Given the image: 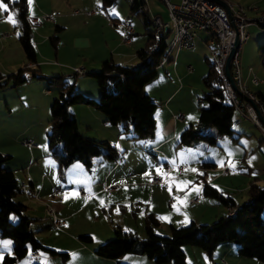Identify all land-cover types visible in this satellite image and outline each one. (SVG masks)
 I'll list each match as a JSON object with an SVG mask.
<instances>
[{"label": "rangeland", "instance_id": "obj_1", "mask_svg": "<svg viewBox=\"0 0 264 264\" xmlns=\"http://www.w3.org/2000/svg\"><path fill=\"white\" fill-rule=\"evenodd\" d=\"M54 1L55 0H51V3L48 4L56 6L57 3H53ZM233 1L243 8L247 17H257L263 14L264 0ZM25 2L26 12L30 13L31 10L34 9V0H32L30 8L28 0H25ZM98 3L100 5L99 0H63L62 10L63 12L69 13V15L62 17L66 27L63 35H61V42L58 41L57 44H54L55 42L52 44L49 40H45L47 48L44 47V49L41 50L43 57L38 56V60L41 61L37 62L39 63L36 67L37 71L44 73L43 75L58 74L59 71L55 70L56 68H50L45 63L63 62L61 60H81L82 57L88 58L90 57L89 54L92 55V53H97L101 49H106V46L109 47L116 41L122 43L120 41L119 28L125 22L129 23L132 30H134L135 34L132 37L138 39L144 37L142 16L140 13L129 10L126 1L113 0L111 4L104 8L98 6ZM148 6L152 13H157L162 20H166V9L160 1L148 0ZM53 8L47 10H53L54 15L55 9ZM111 8L116 9L119 15L114 16L108 14V10ZM90 9L94 10L93 14L85 15L84 11ZM9 10L16 13L14 6H9ZM72 10L76 11L75 14H72ZM43 14H46V12L26 16L38 18L43 27L48 30L47 36H56L57 39V31L55 32L52 30L54 23L41 20L40 16ZM50 15L52 16V13ZM15 19L17 20L16 17ZM29 25L30 32L33 34V29L38 24ZM245 29L249 37L247 36V41L243 44L244 52L242 53L241 63H257L256 68L260 71L263 65H261L262 62L257 52V46L259 43L264 42V28L254 24ZM17 33L18 23L14 27L12 23L7 22V13H0V38L2 43L4 45H8L11 42L14 43ZM169 36L170 35H167L166 38H169ZM54 51L55 54L57 51L56 56H53ZM208 55L209 51L206 46H203V49L194 46L193 49H178L172 50L171 52V56L174 60L177 57L178 63H190L192 68L194 63H201L202 67L207 69V64L202 59V56L208 57ZM168 63H171V60ZM75 67H82V65H76ZM161 67L162 66L159 68L156 67L155 76L146 82L150 92L155 96V99H152L155 103V110L163 105V99L160 98V95L167 89L161 84V78L158 76L162 71ZM72 68L73 66L69 67V69ZM252 71L253 73L256 72L253 69ZM22 74L26 76L24 82L12 85V79H9L8 83L0 85V152H6L10 155L2 165L4 168H11L14 177L17 182H19L20 179H23L26 175L29 159H32L33 151V154L35 153V157H37L35 160L38 162V166L32 165L30 169L31 172H34L36 175L39 169L41 170V168H43L50 173V168L52 167V175L58 179L61 176L53 169L55 165L54 160L48 155L45 140V132L48 128V105L52 97L56 95V88L54 85L47 84L42 78H31L30 70L28 69L24 70ZM256 75H254L256 78L263 80V78ZM81 76L85 77L83 78L84 80H88H81L84 86L90 88L91 85L92 87L94 85L96 87L95 79L91 75L87 73L86 75H79L78 77ZM65 80L67 82L73 81L72 78H66ZM46 89L48 90L47 92ZM193 90L194 91L191 92L192 97H190L186 91L181 90V92H179L180 94H177L179 97L174 99V105H185L189 109H192V111H197V107L203 105V102L199 101V98L206 89L202 86L201 82H198L197 87L193 88ZM83 95L94 99L97 97V93L95 97L88 94ZM6 104L10 112L7 111ZM83 105L84 104H78L77 107H85V111H88L89 114L83 111L78 113L79 117L76 122L77 131L90 138L106 140L118 153L117 159L112 160L118 165L114 173L117 177V181L115 183H107L105 180H102V182L98 183L102 191L101 195H109L111 198L103 208H100L96 196L93 197L94 202H92L91 196H79L76 192L77 185L82 186L84 172L89 173L90 177L94 178L96 173L101 170L100 162L98 163L97 161H105L103 157L93 156L90 166L87 168L77 160L69 163L62 176L66 177L67 181H71L69 186L70 190L66 193V209L72 213L71 216H69L68 219L58 216L62 219V224L56 228L47 224L48 217H45V214L41 215V218L32 217L33 220H31L28 225V228L33 232L36 239L44 246H54L52 248H59L56 251H66L68 257L61 260L59 254H49L45 251L38 250V256L31 257L27 255L17 260L14 264H44L45 255L53 257L54 259V262L49 264H84L86 261L84 256L85 251L80 249V247L90 248L91 241L83 243L77 239L76 235L88 234L94 240L100 239L105 236V231H108V223L112 226L118 224L121 229L134 230L139 238L144 237L143 228H139L137 219L131 218L130 214V212L134 211L135 207H137L138 211L141 213L143 209L142 206H144L143 202H148V208L152 207L156 210L155 212H159L157 214H159L158 218L160 220L153 213L157 219V225L153 227V232L158 235L168 234V224L166 222L169 216L173 218V220H176L174 221L176 225L173 226L178 225L177 221L180 218H178L177 215L179 211L182 213H180L181 215L186 212H196L199 216V220H205L199 221L198 223H209L218 216L225 214L227 210L213 199L201 195L200 174L202 173L205 181L231 195L237 204L247 198L245 191L249 182H256L258 185L264 186V178L261 173V169L264 166V141L256 128L235 111L232 113L231 123L233 129L232 135L235 136V140H231L227 136H221L217 138L215 144L196 141L192 145H183L177 143V135L174 141H171L170 144H166L165 149L167 150L168 157H164V161L172 164H183V169L179 174L175 171H170L168 176L174 177L178 179V181L191 182L186 187L182 186L183 190L181 191L177 190L174 182L172 183L171 191L173 190L174 197L180 198V202H178L174 198L168 201L166 192L162 194L152 193L149 196L146 194L150 189H160L163 187L170 193L169 180H165L164 184L161 185L150 184V178L157 175L156 168L160 167L162 160L157 150L150 149L147 144L150 138H131L130 132H122L118 125H116L117 132H113L112 130H110V132L109 130L106 131L100 127V122H97V119L91 115V113H93L92 109L94 108ZM155 119L158 124V116L155 115ZM87 122L91 124V127L87 126ZM157 124L154 126V131L155 127L158 131L159 125ZM154 131V137L159 135ZM206 131H212V129L207 127ZM23 136L26 137L21 138ZM102 136H107L109 140L103 139L104 137ZM23 139H30L35 146L27 147L22 145L21 141ZM53 145L58 147L59 143L56 142L52 144L51 148H53ZM229 152L232 153L231 156L228 155ZM252 157H255V159H252L251 163H249ZM221 160L225 161L223 166L218 164V161ZM229 160L235 163L234 169L228 166ZM201 162H212L214 166L201 168ZM223 167H227L228 169L224 174L221 173ZM193 168L196 169V172L190 170ZM186 169L189 170L185 171ZM145 173H148L149 176L145 177ZM43 174L46 177L48 176L46 172ZM102 183L108 186L115 185L116 187L110 190L111 192L105 191L101 188ZM54 184L57 185V182L54 181ZM83 189L91 193L87 191L86 188ZM196 189L199 190L197 191ZM190 192L192 194L191 197H198L197 204L203 201V203L208 206L196 209L197 204L184 202V194ZM23 196L26 195L19 192L13 196V199L17 201L24 200ZM29 198L31 197L29 196ZM115 198L119 200L118 203L114 201ZM85 201L89 202L86 203ZM210 203L212 206H209L211 205ZM46 204L48 205V203ZM173 205H176V207L174 208ZM30 207H32L33 210L37 208L31 205ZM42 207L45 213L46 206L43 205ZM109 207L111 208L108 210ZM72 210H75V212H72ZM181 210L185 212L183 213ZM148 211L149 210L144 211L143 215ZM35 212L36 211L27 210L24 212V215L31 214L30 216H35V214H37ZM202 215L203 217H201ZM259 216L264 220V202ZM17 217L18 216L14 213L9 214V220L12 222L15 221ZM111 234L108 237H104L102 241L109 238ZM0 241H11V239L8 237H0ZM76 243L79 245L78 247H76ZM10 246L5 248L0 244V259L2 252L10 253ZM235 247L236 244L232 242H221L214 247L210 256H206L197 246L183 245L184 264H219L221 260H224L227 264H264L254 258L238 255L235 252ZM117 262L120 263L121 261Z\"/></svg>", "mask_w": 264, "mask_h": 264}, {"label": "trees", "instance_id": "obj_2", "mask_svg": "<svg viewBox=\"0 0 264 264\" xmlns=\"http://www.w3.org/2000/svg\"><path fill=\"white\" fill-rule=\"evenodd\" d=\"M9 2V1H8ZM101 8L111 4L113 0H99ZM19 32L16 41L21 48L23 60L35 63V51L30 39V26L25 19V0H14ZM129 10L140 13L144 25V42L134 54L136 65L120 64L110 58L102 60L97 71L89 72L95 79L97 97L90 98L74 90L73 83L67 82L62 74L43 75L36 68H29L30 76L42 78L47 84L54 85L56 95L48 105V128L45 140L48 155L53 158L55 171L62 176L65 168L74 160L85 168L89 167L93 156L117 159L116 149L106 140H98L80 134L77 131L76 119L68 106L81 103L94 108L108 124L118 125L122 132L129 131L131 138L150 137L154 129L153 110L155 103L148 96L143 86L156 74V67L166 47V34L154 33L148 15L136 9L135 3L128 4ZM56 36L49 37L53 44ZM261 62H264V42L257 46ZM207 63L206 72L200 77L206 89L199 101L203 105L197 107L196 121L185 126L178 134L177 143L192 145L196 141L215 144L217 138L232 135V105L221 93V83ZM25 64V63H24ZM22 65L16 72L8 75L12 85L25 80ZM5 84V80L0 85ZM257 94V93H256ZM258 95V94H257ZM259 96V95H258ZM210 127L212 131H206ZM58 142V147L52 144ZM10 157L0 152V237L11 239L10 253L2 252L0 264H14L28 255L29 251L42 250L49 254H59L61 260L67 257L64 251H55L44 246L28 228L32 217L24 215L27 206L14 200L13 196L21 192V188L12 170L4 168L3 162ZM212 162H201V168L213 167ZM200 193L224 206L227 210L209 223L188 221L185 224L168 225V234L158 235L153 232L157 219L152 212L143 215L144 237L139 238L133 230L115 226L109 238L96 244L92 252L100 257L118 259L124 254H139L152 260L155 264H184L183 245L199 247L206 256H210L214 247L221 242L236 244L235 252L244 257H251L264 263V220L259 216L264 202V186L249 182L246 187L247 198L236 203L222 189L208 183L200 174ZM18 217L9 220V214ZM77 239L83 243L91 241L88 234H79ZM38 264V263H33ZM116 264H121L117 262Z\"/></svg>", "mask_w": 264, "mask_h": 264}, {"label": "crops", "instance_id": "obj_3", "mask_svg": "<svg viewBox=\"0 0 264 264\" xmlns=\"http://www.w3.org/2000/svg\"><path fill=\"white\" fill-rule=\"evenodd\" d=\"M4 1L6 3H8L9 0H4ZM48 3H51V0H34V9L31 10L30 13H28V12H26V8H25V16L26 15H35V14H39L41 12H46L49 14L52 13V16L50 17V19H48L46 21L47 22L50 21V22L54 23L52 30H54L55 32L57 31V34H56L57 39H56V41H54L55 42L54 44H57L58 41L61 42V35H63V32H64L65 27H66V24L63 22L62 17L69 15V13L63 12V10H62L63 0H55L53 3H57L56 6L50 5ZM244 3H246V2H244ZM58 6H60V7H58ZM49 8L55 9L54 15H53V10H47ZM85 11H87V10H85ZM85 11H84V14H85ZM75 12H76L75 10H72V14H75ZM262 13L264 14V11H262ZM92 14L93 13L88 14V15H92ZM85 15H87V14H85ZM250 25L253 26L254 24H249L246 26V28H248V26H250ZM18 32H19V29H18ZM47 33H48V30H46L45 27H43L41 22L38 25H36V27L33 29V34H32V32H30V39H31V42L33 44L34 51H35V63H29V62H25L23 60V54H22L20 46L18 45V43L16 41V38H15L14 43L11 42L8 45H4L1 41V38H0V82L1 81L3 82L5 80V84L8 83L10 78H8L7 76L16 72V70L18 68H20L24 63H25L24 65L27 67L24 70H27L29 68L30 69L36 68L38 66L39 63H37V62L41 61V60H38V56L43 57L41 50L44 49V47L47 48V45L45 43L46 42L45 40H49V36H47ZM17 34H16V36H17ZM134 34H135L134 30H132L131 38H130V41L128 43H119L118 41H116L113 44H111L109 47L106 46V49H101L97 53H92V55L89 54L90 57H88V58L82 57L81 60L80 59L79 60H61L63 62L45 63V64H47V66L50 68H53V69L56 68L55 70L59 71L58 74H62L64 79L72 78L74 90L79 91L81 94H88V95L95 97L96 93H97V88L94 85H93V87L91 85L90 88H87L86 86H84L81 83V80L82 81H88V80H84L83 78H85V77H82V76L78 77V76L84 75V74L86 75L89 72L97 71L100 67V62L102 60H106L109 58L115 63L136 65L137 61H136L134 52L138 47H140L143 44L144 37L143 38L141 37L139 39L134 38V37H132ZM203 38H204V35L202 33H197L191 49H193L194 46H197L198 48L203 49V46H205V44L203 43ZM245 41H247V40H245ZM245 41H244V43H245ZM243 44H242V47L240 50V57H239L242 81L248 89L257 93L264 101V63H261V65H263V66H262V69L260 71H258L256 68L257 63H241L242 53L244 52ZM171 52L169 54L168 59L164 61L167 63L162 62V63H158V65H157V68L162 66L161 67L162 71L160 72V74L158 76L161 78V81H162L161 84L165 88H167L165 90L167 92L164 91L160 95V98L163 99L162 100L163 105L160 106L157 110H155V109L153 110L154 126H155V124H157L156 119H155V115L158 116L159 123L157 125H159V127H158V131L156 130V127H155V131L159 135L154 137L153 133H152V135L149 137L150 139L147 142L150 149H152V150L156 149L158 154L161 155V159H162L161 162L164 161V157H168L167 150L165 149L166 144L167 143L170 144L171 141H174V139L177 137L178 133L185 126H187L188 124H193L196 121L197 111H192V109H189L185 105L184 106L174 105V103H173L174 99L179 97V96H177V94L179 95L180 94L179 92H181V90L186 91L188 93V95L190 97H192L191 92L194 91L193 88H196L198 85V82H201L200 77L207 70L204 67H202L201 63H194L193 68L191 67L190 63H178L177 57L174 60L171 56ZM56 55H57V51H56V54L54 51L53 56H56ZM205 58H207V56H202V59L204 61H205ZM170 60H171V63H168ZM1 62H4V63H1ZM76 65H82V67L84 69V73L83 74H77L73 77H69V73H70L69 67H72V66L75 67ZM187 66H189V68H187ZM251 66H252V68H251ZM252 69L254 71H256L255 73L257 75L255 73H253ZM36 70H37V68H36ZM23 71H22V73H23ZM39 73H41V72H39ZM41 74H44V73H41ZM252 74L263 78V81L257 85H252L250 83V80H249V78ZM24 77L26 80V76H24ZM30 77L35 78L32 76H30ZM24 81H22V82H24ZM5 84H3V85H5ZM145 84L143 86V90L147 93L148 96H150L152 99H155L154 94H152L150 92L149 86L147 84L146 85ZM78 104L82 105L81 103H74V104H71L68 106V109L73 113V115L76 119V122H77L78 117H79L78 113H80L82 111L85 113H88V111H85V107H80V106L77 107ZM83 106H86V105H83ZM6 109L8 112H10L7 104H6ZM92 110H93V113H91V115H93L94 118L97 119V122H100V127L102 129H105L106 131L109 130V132H110V130H112L113 132H117L116 125L106 123L103 120V116L98 111H95L94 109H92ZM176 112L182 113L181 119L172 118V115ZM189 117H193V119H189ZM87 126L91 127V124H89V122H87ZM108 126H113V127H108ZM24 137H26V136H23L21 138H24ZM102 137H104L103 139L109 140V138H107V136H102ZM27 138H29V137H27ZM36 158L37 157H35V153L33 154V151H32V159L31 158L29 159L26 175H25V177H23L24 180L20 179V181L18 182L19 186L21 188V193L26 195V196H23L24 200L22 199V200H18V201H20L21 203H23L27 206L25 211L30 210V211H36L35 213H37V214H35V216H33V215L30 216L31 214H25V215L28 217L41 218V215L45 214V217H46L47 216L46 212L45 213L43 212L44 210H43L42 206L43 205L45 206V205H47L46 203H48V206L50 207V209H52V211L57 216H59L61 218L66 217L68 219L72 213H70L68 211V209H66V207H67V205H66L67 194L66 193L68 192V190H70L69 186L71 184V181L70 180L67 181L66 177H63V176L56 179L54 177V175H52V172H53L52 167L50 168V170H51L50 173L47 170L41 168V170L39 169V171H38L39 175H38V172L35 175V173L31 172L30 169H31L32 165L38 166V162L35 160ZM103 159L105 160L103 162L97 161L98 163L100 162L99 164L101 166V170L98 171V173H96L94 178H91L89 173H87V172L83 173V176H84L83 180L84 181L81 184L82 186H80V187L86 188L87 191L91 192L90 196L92 198V202H94L93 197H95V196H96V198L97 197L103 198V200H104L103 206L100 203V199L97 198V200L99 201V207L100 208H103L105 206V204H107V202L109 201L111 196L101 195L102 191H101L100 187L98 186V183L102 182V180H105L107 183H115L117 181V177L114 175V173L118 167V165L114 161L109 160V159H105V158H103ZM8 169L11 170V168H8ZM53 169H55V165H54ZM43 171L46 172V174L48 175L47 177L43 174L44 173ZM175 180L178 181V179H175ZM54 181L57 182V185L54 184ZM148 185H150V184H148ZM78 186L79 185H77V187ZM52 187H57L58 192L54 193L52 191ZM164 192L167 193L166 197H167L168 201L170 199L174 198L173 190L170 193H168V190L164 187L160 188V189H158V188L150 189L146 192V194L149 196L152 193L162 194ZM184 195L186 196V199L184 198L183 200H184V202L188 203V199H189V197L192 196V194L190 192L187 195L186 194H184ZM29 196L31 198H29ZM32 200H36V201H32ZM114 201L116 203H118L119 200L117 198H115ZM88 202L89 201H87L86 203H88ZM143 203H144V206H142L143 209H142L141 213L138 211L137 207L134 208L133 212H130L131 218L137 219V223L139 225V228L142 227V224H143V218L142 217H143L144 211L149 210V212L154 213L157 218L159 215V214H157L159 212H155L156 210H154V208H152V207L148 208V204H147L148 202H143ZM197 203H198V201H197ZM197 203H195V204H197ZM30 205L36 206L37 207L36 210H33L32 207H30ZM203 206L206 207L208 205L204 204L202 201L201 203L196 205V209L201 208ZM209 206H212V204ZM110 208L111 207H109L108 210ZM118 208H120V207H118ZM121 208H123V207H121ZM73 211L75 212V210H72V212ZM182 212L184 213L185 211H182ZM180 213L181 212L179 211L178 215H177L178 218H180L177 221L178 225L185 224L188 221H194L197 223L199 221L200 222L205 221V220H199V216L196 212L195 213L186 212L183 215H181L182 213L181 214ZM201 217H203V215ZM174 221H176V220H173V218H170V216H169L167 218L166 223L168 225L173 226V225H176V224H174ZM47 222H48L47 224L49 226H51L48 218H47ZM108 226H109V227H107L108 231L107 232L105 231V236H103V237L101 236L102 238L94 240L91 237L90 248L88 247V249H87V248H81L80 247V249H83L85 251L84 256H85L86 261L84 264H116L117 261H121L122 262V263L120 262L121 264H155L154 262L152 263L151 259L144 257L143 255H139V254H129V255L124 254L116 260L109 259V258H103V257L95 255L92 252L93 247L96 244H98L99 242H101L104 237H108L111 234L112 229L115 226H118V224H116L115 226H112V225H110V223H108ZM76 237H77V235H76ZM78 246L79 245L77 244L76 247H78ZM47 247L52 248L54 246H52V247L47 246ZM52 249H54L56 251L59 248H52ZM64 252H66V251H64ZM36 256H38V254ZM36 256H34V257H36ZM67 257H68V253H67ZM44 260H45L44 264H49L51 262H54L53 257H49L47 255H45Z\"/></svg>", "mask_w": 264, "mask_h": 264}, {"label": "built area", "instance_id": "obj_4", "mask_svg": "<svg viewBox=\"0 0 264 264\" xmlns=\"http://www.w3.org/2000/svg\"><path fill=\"white\" fill-rule=\"evenodd\" d=\"M128 4L135 3L136 9L148 15L151 27L154 33H162L170 35L167 38L165 51L159 63L168 59L172 50L189 49L192 47L197 33L204 35L203 43L209 51L207 57L208 62L212 65L216 72L220 83L222 95L231 103L233 111L241 117L248 120L259 132L264 141V101L254 91L248 89L242 81L240 69V50L242 44L247 39L246 26L255 24L264 28V15L257 17H247L243 8L233 0H158L166 9V20H162L159 14L152 13L148 0H124ZM93 9L85 11V14L93 13ZM49 13L40 16L41 20L50 19ZM28 24H39L38 18L25 16ZM120 41L128 43L131 38L132 27L129 23H124L119 28ZM236 36V45H233ZM232 53L228 59V72L231 79L229 82L224 74L223 66L230 50ZM189 68V66H187ZM82 67H73L70 69L69 77L77 74H83ZM252 85L262 82V79L256 78L254 75L249 78ZM233 85V86H232ZM48 90L46 89V92ZM174 119H181L182 113L176 112L172 115ZM21 144L27 147L35 146L30 139H23ZM160 168L164 173L175 171L179 174L183 169V164H172L162 161ZM228 171L227 167L221 169L224 174ZM264 178V166L261 169ZM165 179L162 176H152L150 184H164ZM116 186H108L104 183L101 188L105 191L113 190ZM53 192H58L57 187L52 188ZM76 192L79 196L89 197L90 193L86 192L82 187L78 186ZM198 201V197H190L188 203L194 204ZM45 212L49 218L51 227H59L62 219L59 218L48 205H45ZM35 250L29 251L28 255L36 256ZM220 264H227L224 260Z\"/></svg>", "mask_w": 264, "mask_h": 264}, {"label": "snow or ice", "instance_id": "obj_5", "mask_svg": "<svg viewBox=\"0 0 264 264\" xmlns=\"http://www.w3.org/2000/svg\"><path fill=\"white\" fill-rule=\"evenodd\" d=\"M12 2H14V0H9L8 3H5L4 0H0V13H7V22L12 23L13 26L15 27L16 24L18 23V21L15 19L17 13L11 12L9 10V5ZM31 4H32V0H28L29 8L31 7ZM98 6H100L99 3H98ZM108 14L114 15V16H118L119 15L118 12L116 11V9H114V8L109 9L108 10ZM189 119H193V117H189ZM228 155L231 156L232 153L229 152ZM252 159H255V157H252L249 160V163H251ZM224 163H225V161H222V160L218 161V164H220L221 166H223ZM228 166L234 169L235 168V163L233 161L229 160L228 161ZM188 170L189 169H186L185 171H188ZM190 170L192 172H196V169H194V168L190 169ZM156 173H157V175L162 176L163 179L170 181L169 182V191L170 192H171V185H172L173 182L176 184V187H177L178 191L183 190V187H186L189 183H191L189 181H176L174 177H169L167 173H164L163 169L160 168V167L156 168ZM144 175H145V177L149 176L148 173H145ZM121 183H123V182H121ZM196 190L198 191L199 189H196ZM97 198L100 199V203L103 206V204H104L103 198H100V197H97ZM174 199H176L178 202H180V198L179 197H174ZM185 199H186V196H185ZM85 202H87V201H85ZM173 207L175 208L176 205H173ZM0 244H2L5 248H7V247H9L11 245V241H0Z\"/></svg>", "mask_w": 264, "mask_h": 264}, {"label": "water", "instance_id": "obj_6", "mask_svg": "<svg viewBox=\"0 0 264 264\" xmlns=\"http://www.w3.org/2000/svg\"><path fill=\"white\" fill-rule=\"evenodd\" d=\"M215 1L220 2L219 0H215ZM233 45H234V46L236 45V36L234 37ZM231 53H232V49H231L230 52L228 53V55H227V57H226V60H225V63H224V66H223L224 74H225V76H226V78H227V80H228L229 82H231V79H230L229 72H228V59H229ZM232 86H233V85H232Z\"/></svg>", "mask_w": 264, "mask_h": 264}]
</instances>
